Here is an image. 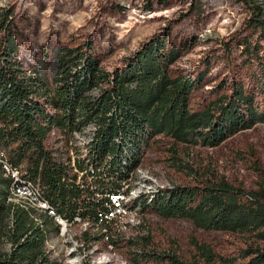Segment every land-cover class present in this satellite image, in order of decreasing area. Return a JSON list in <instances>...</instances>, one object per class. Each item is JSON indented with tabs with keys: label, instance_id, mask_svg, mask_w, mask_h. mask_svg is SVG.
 <instances>
[{
	"label": "trees",
	"instance_id": "trees-1",
	"mask_svg": "<svg viewBox=\"0 0 264 264\" xmlns=\"http://www.w3.org/2000/svg\"><path fill=\"white\" fill-rule=\"evenodd\" d=\"M237 1L248 7L251 32L264 37L260 5L254 0ZM4 11L0 13V148L21 166L26 179L41 187V197L57 215L69 223L78 217L88 225L103 224L105 230L99 227L98 235L111 242L119 232L113 219L106 222L101 217L115 206L108 195L124 191L142 148L152 138L161 134L176 142L215 147L264 123V66L255 89L247 90L242 82L233 84L230 93L194 111L190 97L201 86L204 73L173 74L170 67L180 48L168 45L165 35L143 41L112 71L102 67L90 39L78 47L61 46L56 51V70L48 79L38 69H26L18 59L16 33L10 31L9 13ZM256 42L252 49L251 43H245L251 49L247 58L261 65ZM54 130L65 140L87 132L85 155L75 149L79 157L74 167L82 171L79 182L63 155L49 149ZM259 173L256 189L218 176L202 184L175 185L149 198L142 194L135 206L161 217L186 219L206 231L248 234L252 241L240 257L249 258L247 264H264V171ZM10 182L0 166V240L9 243L7 251L0 250V264H61L45 250L48 224L56 231L59 224L46 210H25L9 201ZM83 235L87 240L96 238L86 230ZM192 243L195 253L190 260L173 257L175 264L236 261L218 255L204 241L192 239Z\"/></svg>",
	"mask_w": 264,
	"mask_h": 264
},
{
	"label": "rangeland",
	"instance_id": "rangeland-1",
	"mask_svg": "<svg viewBox=\"0 0 264 264\" xmlns=\"http://www.w3.org/2000/svg\"><path fill=\"white\" fill-rule=\"evenodd\" d=\"M254 2L264 12V0ZM4 10L9 13L10 31L16 33L18 59L26 69H38L48 79L56 70V51L61 46L78 47L90 39L102 67L112 71L143 41L164 35L168 45L180 48L170 67L173 74L204 73L201 86L190 97L194 111L230 93L233 84L242 82L253 90L262 79L264 37L251 32L248 7L237 0H0V13ZM257 40L261 65L247 58ZM244 41L251 43V49L245 48ZM86 133L76 135L71 144L60 142L55 130L49 138L55 147L66 150L82 146ZM142 150L124 186L138 222H131L128 214L117 217L114 227L119 233L113 242L81 221L67 222L58 231L49 223L48 254L61 264H175L173 257L190 260L195 253L192 239H196L218 255L235 257L232 264H247L249 258L240 254L252 241L248 234L202 230L186 219L161 217L135 205L142 194L149 198L175 185L202 184L218 176L247 190L256 189L259 172L264 171V123L239 131L215 147L158 134ZM84 230L96 238L87 240ZM8 248L9 243L1 239L0 250Z\"/></svg>",
	"mask_w": 264,
	"mask_h": 264
},
{
	"label": "bare ground",
	"instance_id": "bare-ground-1",
	"mask_svg": "<svg viewBox=\"0 0 264 264\" xmlns=\"http://www.w3.org/2000/svg\"><path fill=\"white\" fill-rule=\"evenodd\" d=\"M76 135H78V133H74V135H73L74 138L69 140L70 144H71V141L73 143V140L76 139L75 138ZM88 140H89V138L86 141H84L83 145ZM83 145L82 146L80 145L79 148L77 146H75V145L69 147L70 156H71L72 159H74V162H75L76 157H79L75 153V149H77L80 152H82L81 155H85L84 149H83ZM0 153L6 155V163H3L1 161V158H0L1 170L3 171L5 176L10 178V181H11L10 182V186H9V191H8V193H9V197H8L9 201H12L16 206L21 207V208H23L25 210L29 209V208H32V207L40 209V210H46L49 215H52L54 217V220L59 224V227L61 228V221L58 219L57 216L53 215V213H51L50 210H48V209H51V207H49L48 202L41 197V190H42L41 187H39L38 185L34 184L33 182L29 181L28 179H26L24 177V173L22 172L21 166L13 164L10 161V159L8 158V154H7L5 149L0 148ZM6 164L16 165V171H15V169H8ZM126 195H127V191L124 189V191H122V196H121V212L117 215V217H121V216H124L125 214H128V215H131L130 221L136 223V222H138V220L135 218L136 217L135 216V214H136L135 210L136 209L134 210L133 209L134 207L133 208L129 207V204H128L129 202H127V200H126ZM108 209L109 210L104 211V213H102V215H101V217L104 220H106V222H107V216H105V214H110V208H108ZM78 221L80 222L79 218L76 217L74 219V221L71 222V223L78 222ZM114 222L116 224V219H114ZM83 223L88 224L87 222H83ZM95 227L96 228L101 227L102 231L105 230L103 228V224H101L99 226L96 225ZM62 229H65V228H62Z\"/></svg>",
	"mask_w": 264,
	"mask_h": 264
},
{
	"label": "built area",
	"instance_id": "built-area-1",
	"mask_svg": "<svg viewBox=\"0 0 264 264\" xmlns=\"http://www.w3.org/2000/svg\"><path fill=\"white\" fill-rule=\"evenodd\" d=\"M59 135L61 137V139H60L61 141L60 142L63 141L65 143L67 142L68 144H70L69 140H65V138L63 137V135H62V133L60 131H59ZM49 149H52L53 154H55V155H58V153H61L63 155L64 158H62V160L65 161L66 163L69 162V165L71 167H73V171H75L77 173V175H78L77 182H79V177L82 174V171H78L77 168L74 167V159H72L71 156H70L69 147H67L66 150H64L60 146L59 147H55L53 145V147L52 148H49ZM66 153L68 155H65ZM65 157H68V159L66 160ZM0 158H1V161L3 163H6V155L0 153ZM6 166L8 167V169H15V171H16V165L6 164ZM108 196L110 197L111 201L114 203L115 206L114 207H110V214H105V216H107V220H109V219H113L114 220V219H116L117 215L121 212V196H122V191L121 192L111 193ZM48 210H50V212L53 213V215H55V216L58 217V219L61 221V227L62 228H65L66 227V224H67V221L64 218H62L61 216L57 215L52 208L51 209H48Z\"/></svg>",
	"mask_w": 264,
	"mask_h": 264
}]
</instances>
